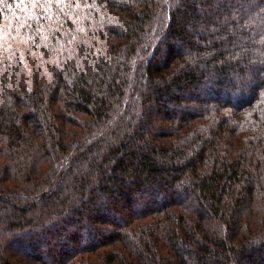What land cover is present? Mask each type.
Instances as JSON below:
<instances>
[{
    "label": "trees",
    "instance_id": "obj_1",
    "mask_svg": "<svg viewBox=\"0 0 264 264\" xmlns=\"http://www.w3.org/2000/svg\"><path fill=\"white\" fill-rule=\"evenodd\" d=\"M0 264H264V0H0Z\"/></svg>",
    "mask_w": 264,
    "mask_h": 264
}]
</instances>
